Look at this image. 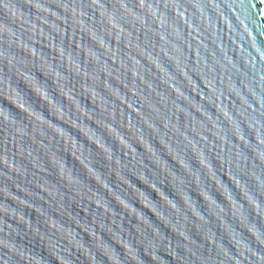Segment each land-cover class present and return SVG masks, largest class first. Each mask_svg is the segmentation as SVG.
Instances as JSON below:
<instances>
[{
  "label": "water",
  "instance_id": "obj_1",
  "mask_svg": "<svg viewBox=\"0 0 264 264\" xmlns=\"http://www.w3.org/2000/svg\"><path fill=\"white\" fill-rule=\"evenodd\" d=\"M0 264H264V0H0Z\"/></svg>",
  "mask_w": 264,
  "mask_h": 264
}]
</instances>
